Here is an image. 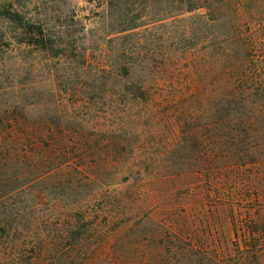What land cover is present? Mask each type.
I'll return each mask as SVG.
<instances>
[{
    "label": "rangeland",
    "instance_id": "rangeland-1",
    "mask_svg": "<svg viewBox=\"0 0 264 264\" xmlns=\"http://www.w3.org/2000/svg\"><path fill=\"white\" fill-rule=\"evenodd\" d=\"M177 5L0 0V264H255L264 145L221 138L222 30Z\"/></svg>",
    "mask_w": 264,
    "mask_h": 264
},
{
    "label": "trees",
    "instance_id": "trees-1",
    "mask_svg": "<svg viewBox=\"0 0 264 264\" xmlns=\"http://www.w3.org/2000/svg\"><path fill=\"white\" fill-rule=\"evenodd\" d=\"M168 1L177 2L174 8L181 13L204 11L201 16L222 30L212 37L205 36L203 40L208 44L204 52L207 53L210 48L209 53L214 54L216 66H223L231 72L230 81L222 89L231 109L223 118L227 134L223 133L221 138L230 139L238 157L242 156L240 145L251 141L264 145V0ZM6 14L13 18L12 12L6 11ZM29 148L42 166L56 159V148L51 144L38 142ZM12 150L8 149V154L1 151L0 161L6 157L10 160ZM246 230L251 237H255L254 227H247ZM253 240L254 245H247V248L255 253L245 259L264 264V233L261 245Z\"/></svg>",
    "mask_w": 264,
    "mask_h": 264
}]
</instances>
